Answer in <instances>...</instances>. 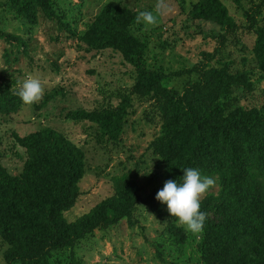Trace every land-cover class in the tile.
I'll use <instances>...</instances> for the list:
<instances>
[{
  "label": "trees",
  "instance_id": "16d2710c",
  "mask_svg": "<svg viewBox=\"0 0 264 264\" xmlns=\"http://www.w3.org/2000/svg\"><path fill=\"white\" fill-rule=\"evenodd\" d=\"M231 1L243 11L244 22H236L222 0H200L194 6L191 18L214 26L216 48L199 64L172 78L160 68L148 67L147 44L133 30L135 17L118 6L106 5L84 32L76 34L53 0H5L3 8L15 19L37 25L38 15H42L56 21L60 31L68 29L88 50H112L124 56L134 68L135 83L128 93H118L120 108L79 111L72 118L99 125L100 142L105 135L117 141L130 96L148 102L152 113L146 118L148 122L158 120L161 129L151 149L164 168L163 183L148 195H143L129 175L116 176L112 197L68 223L65 213L75 207L81 195L83 152L50 128L23 137L13 134V141L24 149L26 157L15 152L24 163L19 176L0 165V240L7 246L5 264H53L54 256L63 253H68L70 264H81L75 253L81 241L123 219L131 226L140 207L167 221L168 233L183 243L185 229L155 197L167 180L182 179L185 168L199 169L216 181L201 201L200 210L206 214L197 246L202 263L264 264V112L239 105L237 90L254 91L252 73L232 70V53L227 51L229 45L241 44L242 36L254 34L258 81H264V31L259 28L264 0ZM0 38L26 48L21 37L1 28ZM177 79L185 80L181 90L171 86ZM13 86L0 76L3 116L16 115L23 106Z\"/></svg>",
  "mask_w": 264,
  "mask_h": 264
},
{
  "label": "rangeland",
  "instance_id": "374dc122",
  "mask_svg": "<svg viewBox=\"0 0 264 264\" xmlns=\"http://www.w3.org/2000/svg\"><path fill=\"white\" fill-rule=\"evenodd\" d=\"M55 9L64 13L71 30L85 31L92 20L107 5L120 7L135 17V34L147 44L146 62L149 68H160L168 75L199 64L205 54L216 48L212 24L193 20L190 16L200 0H53ZM0 0V28L19 36L25 47H17L0 38V76L13 82L19 93L22 83L30 77L39 78L44 88L42 99L33 105L23 104L16 115L0 113V165L13 176L23 171L24 149L12 139L50 128L65 135L84 154L85 173L79 183L81 195L75 207L65 213L68 223L75 222L103 200L114 194V178L129 175L143 195H148L164 181V168L153 155L151 144L160 135L158 120L148 122L152 113L148 102L130 96L122 113V133L118 140L97 138L100 126L85 118L73 119L79 111L92 112L108 107L120 108L119 92H126L135 83L134 68L121 53L112 50H88L67 30H59L56 21L38 15L37 25L15 19ZM229 15L244 22L243 11L231 0H222ZM159 5V12L157 6ZM141 11H151L157 23H138ZM264 31V19L259 23ZM254 34L242 36L241 44L229 45L232 70L252 73L254 91L237 90L239 105L264 112V81L259 80L254 61ZM25 50V51H24ZM173 78V77H172ZM184 79L171 86L181 90ZM18 151L21 157L15 152ZM151 170V173L149 171ZM148 174V175H146ZM217 188L213 192H217ZM207 194L201 199L204 200ZM184 228V227H183ZM185 229V228H184ZM186 231V230H185ZM201 234L186 231L182 243L168 233V222L154 218L143 207L137 209L130 226L126 219L119 224L98 230L81 241L76 258L81 264H203L197 246ZM7 246L0 240V264ZM161 256V257H160ZM53 264H70L68 253L56 254Z\"/></svg>",
  "mask_w": 264,
  "mask_h": 264
},
{
  "label": "clouds",
  "instance_id": "9594fccd",
  "mask_svg": "<svg viewBox=\"0 0 264 264\" xmlns=\"http://www.w3.org/2000/svg\"><path fill=\"white\" fill-rule=\"evenodd\" d=\"M159 12V5L157 6ZM138 23L154 25L157 16L151 11H141L137 16ZM20 100L25 105L38 103L43 95L44 88L39 78H27L18 93ZM151 170L148 174L151 173ZM146 174V175H148ZM182 179H170L156 194L155 199L167 206L170 217H175L178 224L186 231L198 235L205 227L206 214L200 210L201 199L215 185L216 181L205 176L199 169H183Z\"/></svg>",
  "mask_w": 264,
  "mask_h": 264
}]
</instances>
